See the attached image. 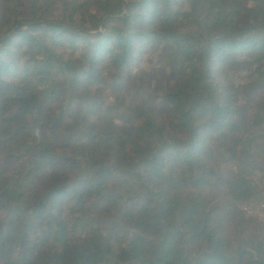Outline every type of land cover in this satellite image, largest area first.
I'll list each match as a JSON object with an SVG mask.
<instances>
[{"label":"trees","instance_id":"obj_1","mask_svg":"<svg viewBox=\"0 0 264 264\" xmlns=\"http://www.w3.org/2000/svg\"><path fill=\"white\" fill-rule=\"evenodd\" d=\"M18 1L0 264H264V0Z\"/></svg>","mask_w":264,"mask_h":264},{"label":"rangeland","instance_id":"obj_2","mask_svg":"<svg viewBox=\"0 0 264 264\" xmlns=\"http://www.w3.org/2000/svg\"><path fill=\"white\" fill-rule=\"evenodd\" d=\"M17 4L21 7V17H23V18L26 17L27 16V10L29 9V5H30L29 2L20 0V1H18ZM13 7H14V4H9V3H4L3 4V8L4 9H9V8H13ZM53 10H55V9L52 8V9L48 10L47 12H45V16L46 17H54V16L58 17L59 14H60L59 11L57 9L55 11H53ZM94 13H95L94 8H90L89 15L87 16V19H86V23L89 24V26H88L89 29H92L93 26L95 25L94 22L91 21L93 19V18H91V15H93ZM8 15L9 14L6 13L5 16H8ZM0 19H2L1 11H0ZM102 32L103 31L101 29H99L97 34H101ZM150 65H151V63L149 62V60L144 58L140 70L145 71L148 75H149V73L152 74V72L150 70H153V69L150 67ZM235 74L239 75L238 73H235ZM167 80H168V78L164 79V82H166ZM253 182L255 184H258V186H259V188H258V190H259L258 191L259 192L258 193V197H259V194H261V193H262V196H263L264 195V191H262V190H264L263 189L264 182L262 183V182H259L258 180H256V181L253 180ZM246 212H247L248 216H250L249 212L247 210H246ZM91 215L94 216V217H99V218H101L100 216H102V218L110 220V219H112V217H114L113 215H116V214H115V212H113V209L106 208V209L100 210L98 212H92ZM116 217H118V216H116ZM124 227H125V229L127 228L126 225H124Z\"/></svg>","mask_w":264,"mask_h":264},{"label":"built area","instance_id":"obj_3","mask_svg":"<svg viewBox=\"0 0 264 264\" xmlns=\"http://www.w3.org/2000/svg\"><path fill=\"white\" fill-rule=\"evenodd\" d=\"M250 217H254L257 220H261L264 225V205L261 206H251L248 208Z\"/></svg>","mask_w":264,"mask_h":264},{"label":"water","instance_id":"obj_4","mask_svg":"<svg viewBox=\"0 0 264 264\" xmlns=\"http://www.w3.org/2000/svg\"><path fill=\"white\" fill-rule=\"evenodd\" d=\"M26 27V25H18L16 27V29L14 30V32H18V31H21L23 30L24 28ZM100 34H97V36H99Z\"/></svg>","mask_w":264,"mask_h":264}]
</instances>
